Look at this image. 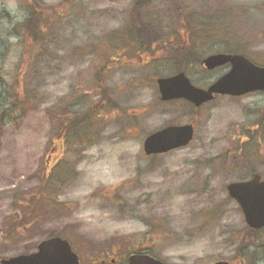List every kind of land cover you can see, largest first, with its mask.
<instances>
[{
    "label": "rangeland",
    "instance_id": "374dc122",
    "mask_svg": "<svg viewBox=\"0 0 264 264\" xmlns=\"http://www.w3.org/2000/svg\"><path fill=\"white\" fill-rule=\"evenodd\" d=\"M182 1L195 46L187 64L193 83L207 85L226 71L208 70L200 60L229 43L264 65V0ZM30 2L0 0V257L31 253L41 240L60 235L82 264H114L113 258L124 264L131 251L149 246L172 263L243 264L239 240L254 235L260 241L245 264H264V230L253 234L227 189L254 173L264 178V92L221 95L199 109L162 101L156 79L174 73V52L183 48L173 45L174 30L184 25L173 20L168 0L136 10L143 16L137 29L149 27L159 42L148 63L135 42L130 57L113 58V43L121 40L112 34L134 28L135 0ZM29 5L42 13L44 49L24 34ZM28 66L30 105L2 117V94L21 88ZM67 117L91 119L93 139L78 142L79 122L69 131L61 158L73 175L63 183L57 175L48 190L54 204H39L48 165L61 156L57 140ZM183 122L195 125L190 144L145 153L146 135Z\"/></svg>",
    "mask_w": 264,
    "mask_h": 264
},
{
    "label": "water",
    "instance_id": "95a60500",
    "mask_svg": "<svg viewBox=\"0 0 264 264\" xmlns=\"http://www.w3.org/2000/svg\"><path fill=\"white\" fill-rule=\"evenodd\" d=\"M203 63L208 69L230 63L227 72L203 88L193 84L185 71L161 76L157 79L161 98L170 100L184 98L199 106L212 100L215 94L244 95L252 91H264V65L252 61L243 53L217 52L209 54ZM194 136L192 123L170 124L150 133L144 140L148 155L165 153L187 145ZM229 194L240 204L247 223L254 228L264 226V179L256 173L247 180L230 182ZM3 264H81L79 254L70 241L62 236H51L41 240L37 250L26 254L2 257ZM128 264H173L148 253L129 256ZM212 264H230L228 260H217Z\"/></svg>",
    "mask_w": 264,
    "mask_h": 264
},
{
    "label": "trees",
    "instance_id": "16d2710c",
    "mask_svg": "<svg viewBox=\"0 0 264 264\" xmlns=\"http://www.w3.org/2000/svg\"><path fill=\"white\" fill-rule=\"evenodd\" d=\"M168 2H169L170 10L173 13V20H175V22L178 21L180 23H183V25H184L183 28H178L180 30H178V29L174 30L177 33H179V36H181V38H182V42L178 43V45L183 47L179 51L174 52V55H177L179 57V61H178L177 66H176L177 68L174 70V72L181 71V70H184L187 72L188 61H189L190 57L192 56V54L195 52V50H194L195 46L193 47L189 43V39H191V38L193 39L192 26L190 24V20L188 19V16L186 15L185 10L183 9V5H184L183 3L185 1L168 0ZM30 3H38V0H34V2H30ZM149 3H150V1H148V0H135V3L132 6V11H130L131 20L136 23V24H134V28H137L139 26V24H137L138 21L143 22L142 21L143 16H141L140 12H139L140 16H139V14L136 15V10L139 8V6H141L142 8L145 9L146 5H148ZM181 6L183 9V12L180 11ZM29 9H30V15L24 21V29H25L24 34H25L26 38H31V43H33V44L34 43L35 44L40 43L42 46V49H44L45 46L43 45V42H44V40L46 42L45 38H47V37H46V35H44V31L39 29L40 26L38 24L40 21V18L42 16V13H40L41 11L38 8L34 7L33 5H29ZM145 19H146V17L144 18V20ZM43 24H46V22ZM146 29H148V30H146L147 39L153 37L151 30H149L150 28L147 27ZM181 30H182V32H181ZM156 35H158V34H156ZM154 43H156V42H154ZM146 44L150 45L151 42L147 40ZM224 49H226V51H229V52H243V53L246 52V51L241 50V48L237 47L236 44L234 45V44H230V43H229V45H226V47ZM146 52H148L149 54H150V52L152 53L151 48H148V50H146ZM126 53H129V51H126ZM38 56L40 57L41 53H39ZM173 58L176 59V57H173ZM156 62H157V60H156ZM200 62H201V60H200ZM145 63H148V59ZM30 69L31 68L28 66L23 70V78H24V82L26 84L23 82V85L17 91H15V90L11 89V87H9V88H7V95H5V93L2 94V97L5 96L7 98L6 102L3 103V105L1 104V106H2L1 116L2 117H5L6 115L11 114V112L14 109H18V108L24 109L30 105L31 100L33 99V95H32L33 91L30 89V82H29V71H30ZM181 101H184L189 107L195 108V106L191 102H189L185 99L181 100ZM196 109H197V107H196ZM94 114L95 113H93V115ZM93 115L91 117H93ZM98 115L102 116L101 113H99ZM66 116H67V114H66ZM67 118H69V119H66L63 122L65 128L62 131V135H60L59 136L60 138L57 140V141L62 143L61 156H59L56 159V161H54V163L52 165H48L47 171L43 177L42 188L39 189V191H38L39 193H37L38 194L37 199H41V197H42L39 204H47L49 206L54 204L53 201L51 203V200L49 199L51 197V194L49 193L48 190L54 184L53 179L55 177H57V175L60 176V183L65 182L66 180H68L73 175V169L71 167V163L69 162V160L68 159L65 160L64 158H60L63 155L65 156L64 153H65L66 149L68 148L64 139L68 137L69 131L70 130L73 131L77 127L76 123L79 122V128L81 129V134H79L78 142L85 144L89 140L91 141L93 139L92 138L93 131H92L91 126L89 125V124H92L90 121L91 119H89V121L86 119L78 121V119H76V118H72V117H67ZM74 119L76 121L71 122V120H74ZM83 127H84V130H83ZM252 141H254V139H252ZM55 148H57L59 150V147L57 144L54 145V149ZM51 154H53V153H51ZM158 155H160V154H155L152 156H158ZM48 162H49V160L46 161V165L48 164ZM32 207H34V205ZM18 217H20V216L17 215V218ZM17 228L18 227L13 226L11 228V231L15 232L17 230ZM137 251H138V249H137Z\"/></svg>",
    "mask_w": 264,
    "mask_h": 264
},
{
    "label": "flooded vegetation",
    "instance_id": "af4514ba",
    "mask_svg": "<svg viewBox=\"0 0 264 264\" xmlns=\"http://www.w3.org/2000/svg\"><path fill=\"white\" fill-rule=\"evenodd\" d=\"M148 1L153 3V1H155V0H148ZM116 35L120 36L119 40H121V43H119V42H118V44L117 43H113V47H114L113 51L115 53L113 58L115 57L114 58L115 62H119L120 58L130 57V53H126V51L129 50V46L132 45V47H134L135 44L136 45L139 44V46H140L138 51L140 52L141 58H144V59L147 60L148 56H149V53L146 52V50H148V48H151V50H154L153 48H155V46H157L159 44V42L155 41L153 37L148 38V39L145 38L147 33H146V30H142V29L127 27V28L121 29L118 34H115V35L112 34V38H117ZM177 37H179V39L178 40L176 39L175 40V44H173V45H178L177 43H181L182 42V38H181V36H179V33H178ZM147 40H149L151 42L150 45L146 44ZM176 41H177V43H176ZM133 42H135V44ZM154 42H156V43H154ZM251 230L253 231V234H257V233L263 231L264 227L251 228ZM259 241L260 240L257 237H255L254 235H252L251 239H249V240H242V239L239 240L240 246L238 247V254H240V256H241L240 258H241V261L243 262V264H245V261H246V256L245 255L250 257V255L252 254V250H250L251 247L254 246V245L257 246ZM150 248H151V246L144 247L142 250L143 251H149ZM117 260L118 259L113 258L112 262L118 263Z\"/></svg>",
    "mask_w": 264,
    "mask_h": 264
}]
</instances>
